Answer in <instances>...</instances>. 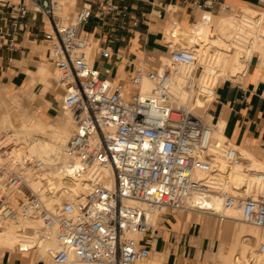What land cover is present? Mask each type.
<instances>
[{
    "label": "built area",
    "instance_id": "obj_1",
    "mask_svg": "<svg viewBox=\"0 0 264 264\" xmlns=\"http://www.w3.org/2000/svg\"><path fill=\"white\" fill-rule=\"evenodd\" d=\"M181 1L200 10L202 18L219 4V0ZM81 2L73 20L66 23L55 13L54 0L18 4L0 0V48L15 49L14 30L26 28L28 15L34 20L40 16L46 27L42 39L46 58L59 72L62 105L75 125L61 171L83 190L62 198L53 208L35 193L21 200L19 194L27 189L24 169L35 170L39 162L11 157L9 148L0 146V220L15 225L37 221V245L52 240L59 245L52 255L53 264L76 260L83 264H143L150 258L158 233L153 218L166 211H186L191 199L203 200L212 194L222 197L226 209L240 211L244 222L264 231V173L254 177L259 191L249 194H240L242 188L232 194L214 184L212 176L220 172L216 167L203 177L195 176L196 169L203 170L213 162L208 154L211 131L201 117L176 102L170 84L181 67H195L197 78L201 76L204 67L198 54L178 48L169 53L171 68L161 62L158 68H135L126 91L123 81L101 77L88 55L94 46L86 33L81 34L92 17L118 19L122 8L115 0ZM110 55L107 48L94 47L93 62ZM143 80L152 83L147 94L141 92ZM218 80L210 70L194 82L195 98L209 101L210 107ZM217 155L225 163L220 173L224 182L242 154L227 142ZM134 234L141 236L139 243L131 237ZM258 250L264 253V243Z\"/></svg>",
    "mask_w": 264,
    "mask_h": 264
},
{
    "label": "bare ground",
    "instance_id": "obj_2",
    "mask_svg": "<svg viewBox=\"0 0 264 264\" xmlns=\"http://www.w3.org/2000/svg\"><path fill=\"white\" fill-rule=\"evenodd\" d=\"M54 1L57 2L55 13L61 16L59 14L61 6L57 0ZM243 10L248 12L238 16H232L230 12L227 15L224 13L219 15L206 14L205 18L201 16V19L193 26L183 25L176 21L173 22L174 24L169 27L165 34V39L170 41L171 47L195 51L199 57V64L204 67V71L199 78H197L195 67H181L179 75L173 78L170 84V90L174 94L176 102L187 107L195 116L201 117L211 131V144L208 154L212 156L213 162L203 170L196 169L195 176L203 177L216 167L220 172L212 176L214 184L222 185L224 190L232 194H236L239 188H242L241 191L238 190L240 194L259 191L254 177L264 173V163L257 160L254 163L249 157L248 159L242 156L241 160L231 168L228 179L222 182L223 176L220 173L224 172L225 163L217 154H220L224 144L229 142L224 135V122L215 121V124L212 123V117L205 112L209 107V101L195 98L192 84L201 81L210 70L214 72L218 79L232 78L237 75L242 78L250 65L264 71V13L250 9ZM256 17H259L260 20L255 19ZM206 18L209 20L207 21ZM216 33L219 34L218 39L224 42L221 44L222 52L220 55L210 53V47H206L203 43L212 38L210 34L214 36ZM191 45H195V47L192 48ZM88 55L92 63L94 47L88 50ZM161 63L168 68L173 67L168 57H163ZM51 71L56 74V70H50L41 64L33 74L38 78L43 76L50 83L52 79ZM151 88L152 83L143 80L142 94H147ZM128 89L129 87H126V91ZM13 98H17L16 93ZM62 109L64 110L63 117L56 124L40 117L33 125L26 120L25 116H21L18 118L19 125L17 127L7 113L1 112L2 115L0 116V127L12 131L11 137L15 142L16 149L9 148L10 156L24 157L31 162H39V167L35 170L32 168L24 169L27 189L19 194V198L25 200L30 198L32 193L38 194L48 208L59 205L62 198L79 195L83 191L71 180L66 179L61 171L62 165L67 161L64 149L68 139L73 135L74 129L72 116L68 115L69 111L64 109L63 105ZM233 146L237 150L239 149V147ZM106 176L108 177L107 173ZM231 177L234 182L239 183L240 181V183L235 182V184L233 180L230 181ZM242 180L244 181L241 182ZM110 182L113 183L112 178L108 179V183ZM188 210L218 216L229 222H238L236 228H230L226 225L225 230L222 227L221 230L216 231L217 245L212 253L215 263H237L238 259L243 260L244 256L249 255V263H243V261V264H264V253L254 249L258 240L264 238V231L244 222L241 212L237 209H226L220 195L212 194L203 200L193 198L189 201ZM199 222L201 224V221ZM38 225L37 221H27L15 225L0 220V258L12 251L19 254L33 250L35 257L44 261V264H53L52 255L59 249V245L56 240L37 245L35 232ZM131 237L137 243L141 239V236L137 234L131 235ZM150 256V261L143 264L168 263L166 253L151 251ZM72 264L83 263L76 260Z\"/></svg>",
    "mask_w": 264,
    "mask_h": 264
},
{
    "label": "crops",
    "instance_id": "obj_3",
    "mask_svg": "<svg viewBox=\"0 0 264 264\" xmlns=\"http://www.w3.org/2000/svg\"><path fill=\"white\" fill-rule=\"evenodd\" d=\"M10 1L14 4L23 2ZM115 2L123 10L120 18L92 17L82 26L81 34L86 33L94 47L107 48L111 53L108 59H95L92 62L101 77L112 81L121 80L126 87H129L135 68L141 65L157 68L154 66L170 53V41L165 39V34L171 25L177 21L191 26L202 16L200 10L181 0ZM222 7L226 9L223 10ZM231 8L264 13V0H219L212 12L219 15L221 12H230ZM2 17L3 12H0V19ZM24 22L27 25L25 29L14 30L15 49L11 50L6 46L0 48V88L3 87L0 90L1 97L5 96L9 87L13 91L20 88L23 81L20 76L22 62L28 69L33 66L25 57L26 54L36 55L35 49L30 45H43L46 27L42 25L40 16L34 20L28 15ZM10 30L13 32L11 26ZM27 71L34 72L26 69ZM207 113L214 121L224 122L223 132L230 143L264 163V71L250 65L242 82L225 81L218 84L216 99ZM186 211L182 222L189 224L192 221L200 225L198 236L191 235L190 228L180 233V223L168 220L170 229L164 233L162 229H158L157 234L162 235V238L152 246L155 249L152 251L166 253V264H209V261H213L216 232L205 219L199 224V215L195 218L192 216L194 211ZM225 228L224 226V230ZM0 264H44V261L37 259L33 251L19 254L10 252L0 259Z\"/></svg>",
    "mask_w": 264,
    "mask_h": 264
},
{
    "label": "rangeland",
    "instance_id": "obj_4",
    "mask_svg": "<svg viewBox=\"0 0 264 264\" xmlns=\"http://www.w3.org/2000/svg\"><path fill=\"white\" fill-rule=\"evenodd\" d=\"M57 1L59 2L61 6L59 14L61 15L62 20L66 23L71 22L76 14L77 9L82 3L81 0H57ZM244 12H248V11L243 10V9L235 10L234 8H231L230 15L238 16V15L243 14ZM223 13L227 15L229 12H221L220 14H223ZM211 36L212 38H209L207 42H203V43H205L206 47L208 46L210 47V53L213 52L212 54L216 53L220 55V53L222 52L221 44H223L224 42L218 39L219 34L217 33L216 35H214L215 38L213 35L210 34V37ZM30 46L35 49L36 55L32 56L31 54H26L25 57L29 59L30 64H32L33 66L28 69V67L24 65V63L22 62V64L20 65L21 66L20 76L22 77L23 81L21 83L20 88H17L15 91H13L9 87V89L5 91V96L1 97L0 95V109H1L0 116L2 115L3 112L7 113L8 115H10L13 123L17 127L19 125L18 118L21 116H25L26 120L33 125L36 124V122L38 121L40 117L46 121H52L55 124L59 123L64 113V110L62 109L63 93L61 89L58 87L59 86L58 85L59 72L56 70V74H53L51 71L52 79L50 83H48L43 76L41 78H38L33 74L34 72H28V71L26 72V69L30 71H35L38 65H41V64L45 66L46 68L55 71V69L48 63L47 58L44 57L46 48L43 45H35L34 43H32ZM191 46L192 48L195 47V45H191ZM198 48H199V45H198ZM177 49L178 48L174 46L170 47V50H177ZM167 57L169 58V54L167 55ZM158 66L159 64L154 67H158ZM225 81H231L233 83H237V82H242V78L240 75H237L236 77H232V78L219 79L218 84H221ZM2 88H0V90ZM15 93L17 94L16 99L13 98ZM68 115L71 116L70 112L68 113ZM212 123L215 124V121L212 120ZM0 131H2L0 135V146L4 145V147L6 148L12 147L16 149V147L14 146L15 142L11 137L12 131L8 129H4L3 127H0ZM74 131H75V125L73 129V133ZM238 151L241 152L243 157L245 158L249 157L250 160L252 159V162L255 163V159L252 156H250L249 154L246 155V153L240 149H238ZM232 180L233 178L231 177L230 181ZM243 181L244 180H242L241 182ZM186 214H187V211H178V212L166 211L163 214H159L155 216L152 222H153L154 228L158 232H159L158 229H162L164 233L168 229H170V226L167 223L168 220L172 222L174 221V223L178 221V223H180V228L178 230L180 233L190 228L191 235L194 234L195 236H198L200 225L195 224L192 221L189 224L182 222V217L185 216ZM197 214L199 215V221L202 222V220L205 219L212 226V228H214L215 232L221 230L222 227L224 229V226L226 225H228V227L230 228H236L238 226V222H229L227 220L219 218L218 216H214L210 214H200L198 212H195V213H192L193 218H195ZM161 238H162V235L157 234L156 238L152 242L153 245H155L158 240L160 241ZM260 239L258 240V243L254 246V249H256V251H258L260 244L264 243V238H260ZM214 240L217 245V240L215 237H214ZM152 250H155V249L152 248ZM11 253H17V252L12 251ZM246 256L249 258L244 256L243 260L238 259L237 263H232V264H243L245 262L249 263L250 256L249 255H246ZM170 257H172L171 254H170ZM149 261H150V258L145 263ZM209 264H217V263L213 261H209ZM219 264H227V263H219Z\"/></svg>",
    "mask_w": 264,
    "mask_h": 264
}]
</instances>
